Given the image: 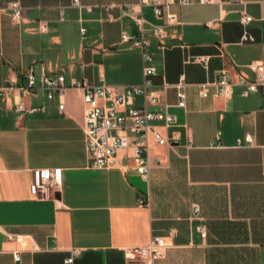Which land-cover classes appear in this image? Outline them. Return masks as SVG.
<instances>
[{"label":"crops","instance_id":"0c3cea01","mask_svg":"<svg viewBox=\"0 0 264 264\" xmlns=\"http://www.w3.org/2000/svg\"><path fill=\"white\" fill-rule=\"evenodd\" d=\"M13 2L21 7L18 23L8 9ZM79 3L0 0V88L7 80L23 84L29 70L37 79L61 74L92 87L142 85L141 50L121 43L123 33L140 32L126 9L139 0ZM170 12L180 25L156 40L152 8H142L156 70L149 91L175 118L170 129L156 128L171 147L148 136V156L156 163L148 182L135 173L130 151L120 156L121 170L88 167L80 91L65 92L64 112L56 98L16 92L0 97V264H64L72 249L80 251L73 264H127L122 249L145 246L152 237L170 244L158 264H264V98H243L235 87L230 98L201 99L197 88L222 71L253 79L248 66H264V0H215ZM243 14L252 18L246 30L254 43L239 42ZM181 75L188 84L185 108L176 106L175 88H163ZM17 103L45 111L19 113ZM247 134L253 144L237 147L236 139ZM35 169H61L52 199L30 194ZM194 206L198 221L192 219ZM9 235L24 237V243L9 241ZM14 251L20 252L18 263Z\"/></svg>","mask_w":264,"mask_h":264},{"label":"built area","instance_id":"2783aa9c","mask_svg":"<svg viewBox=\"0 0 264 264\" xmlns=\"http://www.w3.org/2000/svg\"><path fill=\"white\" fill-rule=\"evenodd\" d=\"M74 7H80L79 0H72ZM215 0H139L134 6L126 7L131 13L134 24L139 29V34L131 36L126 33L121 35V43L138 48L142 52V76L143 83L140 86H108L102 84L92 87L85 80L70 79L67 81L64 75H42L38 79L32 70H29L24 78V83L16 85L14 81L7 80L6 84L0 88V97H7L11 93H18L31 98L44 97L46 101L52 102L55 98L58 102V111L64 112V95L68 90L81 92L84 107L83 133L85 138V150L89 160L88 167L95 170L122 169L120 156L126 151H130L128 158L132 162L135 173L144 181L148 182L150 170L155 162L150 161L148 156V136L151 135L158 146L171 147L172 142L163 137L156 129L161 126L170 129L175 123V118L168 113L167 107L159 103L158 96L149 91L150 78L156 75V70L152 66V58L147 53L149 40L143 34L145 21L142 16L143 7H151L153 17L158 24L153 26V37L160 40L165 36L166 28L180 25L177 16L170 12L174 6L187 7L191 5H211ZM116 7L111 5L110 8ZM11 11V19L18 23L22 18L21 7L18 2L8 5ZM217 20L205 23L207 28H211L221 22ZM252 22V18L242 15L240 24L242 34L240 43H254L255 38L251 36L246 27ZM46 26L40 27L44 32ZM84 33V29H82ZM163 50L165 46L161 47ZM201 64H206L207 58L198 59ZM248 70L254 78L249 79L242 74L234 78L228 77L222 71L213 81H206L198 84V96L201 99L209 97L230 98L235 87H240V95L247 98L250 94L259 93L264 98V66L252 63ZM101 82L103 80L101 79ZM172 86L176 90L178 108H185L186 104V83L184 75L179 77L177 83L173 85L164 84L163 88ZM213 90V91H212ZM140 100L141 105L137 106L136 101ZM15 110L19 113L34 114L44 112L45 108L26 107L23 103H17ZM218 140V139H217ZM242 142L252 145L253 137L245 135L244 139H236V146L241 147ZM190 148V145L188 146ZM218 148L219 145H213ZM62 181L61 169H35L32 171V180L29 186L32 197L49 200L59 190ZM199 208L193 207L192 219L198 221ZM195 230L201 238H205L204 228L197 224ZM173 233H170L172 236ZM9 241L21 245L24 243L22 236H8ZM170 244L167 238L152 237L149 243L141 247H126L122 249L123 259L127 264H158L165 258ZM32 251H38L36 246H32ZM80 255L78 249H72L64 264H73L75 258ZM14 263L20 261V252L12 253Z\"/></svg>","mask_w":264,"mask_h":264}]
</instances>
